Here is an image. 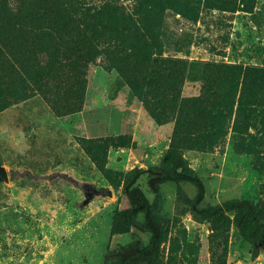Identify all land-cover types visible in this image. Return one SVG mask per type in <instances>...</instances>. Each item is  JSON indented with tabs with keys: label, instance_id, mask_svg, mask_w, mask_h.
I'll use <instances>...</instances> for the list:
<instances>
[{
	"label": "rangeland",
	"instance_id": "obj_1",
	"mask_svg": "<svg viewBox=\"0 0 264 264\" xmlns=\"http://www.w3.org/2000/svg\"><path fill=\"white\" fill-rule=\"evenodd\" d=\"M217 1L0 0V264H110L149 241L118 224L157 184L156 264H264L191 203L264 199V0ZM170 149L201 197L159 183Z\"/></svg>",
	"mask_w": 264,
	"mask_h": 264
},
{
	"label": "trees",
	"instance_id": "obj_2",
	"mask_svg": "<svg viewBox=\"0 0 264 264\" xmlns=\"http://www.w3.org/2000/svg\"><path fill=\"white\" fill-rule=\"evenodd\" d=\"M218 6L229 8L232 0H219ZM163 177L159 183L175 181L177 183L189 181L197 186V197H201L205 191V185L200 176L185 168L181 154L170 149L165 155L162 168ZM156 196L150 201L146 195L138 189L130 193L131 205L123 210L118 224L121 232H127L138 224V215L144 214L143 225L150 233L149 241L145 245L129 243L117 251L110 264H156L160 254L162 237L166 232V225L159 214L162 209V198L159 192V184L155 185ZM192 206H195L202 214L208 216H222L233 213L235 222L242 237L252 244V253L257 255L264 247V199L254 201L250 198H231L221 204L199 206L194 198Z\"/></svg>",
	"mask_w": 264,
	"mask_h": 264
},
{
	"label": "water",
	"instance_id": "obj_3",
	"mask_svg": "<svg viewBox=\"0 0 264 264\" xmlns=\"http://www.w3.org/2000/svg\"><path fill=\"white\" fill-rule=\"evenodd\" d=\"M9 179H10V173H9L8 169L6 168L5 165H3V164L0 163V182L1 181H9ZM99 193H100L99 191H96L94 193H92V192L87 193L86 194V198H84L80 202V205L83 206V205L88 204ZM106 194L112 195L113 194V191L111 189H108L106 191Z\"/></svg>",
	"mask_w": 264,
	"mask_h": 264
}]
</instances>
